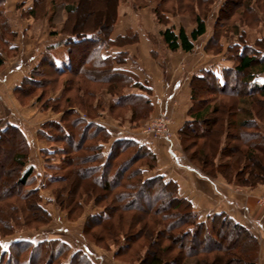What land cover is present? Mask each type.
Instances as JSON below:
<instances>
[{
    "label": "rangeland",
    "instance_id": "374dc122",
    "mask_svg": "<svg viewBox=\"0 0 264 264\" xmlns=\"http://www.w3.org/2000/svg\"><path fill=\"white\" fill-rule=\"evenodd\" d=\"M60 1L40 0L33 3V0H10L6 3L4 9H0V36L3 34L0 38H10L9 33L2 27L6 23H8L6 25L10 24L13 30L22 31L21 36L13 42L14 44H11L12 47L0 41V50L6 58L5 67L0 69V73H2L0 75V132L9 124L22 126L31 145L30 163L35 162L38 175L35 183L26 187L22 186L21 189L10 186L6 188L7 183L3 181L4 192L0 189V198L2 199L0 201V233L2 230L9 235H0V258L5 256L4 262H6L7 256H12L13 260L10 264H28V261L30 264H86L87 261L88 264H141L142 259L146 257L149 250H159L161 244H163V246H169L171 249L168 256L169 264H186V258L190 254L204 253L218 247L223 249L224 252L226 251L227 256L225 257L229 261L227 264H251V261L245 260L247 258H244L241 252V244L244 243L250 248L249 250L252 249L253 245L247 236L234 232L232 226H224V224L221 225L222 232H215L210 236L211 239L209 237L205 239L202 235H197V237L180 236L183 223L173 214L172 207L168 204V198L154 185H150L145 192L142 193L141 191L138 194L136 186H133L135 184L133 181L137 177H130V179L128 177L142 166L145 169V177L159 174L163 175L165 180H175L179 184L178 175L186 173L184 168L177 166L172 158L167 157L165 148L168 146L169 139L175 140L177 153L182 158V162L201 171L199 167L203 164L199 161L201 160L200 153H202L200 151L204 143H207L205 141L207 135L203 131L205 127L198 123L195 124L196 130H187V134L196 138L192 142L189 141V144L187 142L184 146L181 140V132L176 129L178 122L182 121L183 114L180 111L184 112L190 105L184 124L191 119L189 112L192 107V92L194 89L200 93L199 103L202 102L205 105L209 100H212L209 103L213 101L217 104L221 103V99H224L222 92L213 85L208 84L209 80H205L206 83L204 81L203 83H198V81L193 83V78L195 75L201 74V71L206 69L205 67L215 71L219 70V72L221 66L233 67L236 64L235 52L229 46L240 43L264 51V0H76L75 3H78L79 9L78 13L74 14H69ZM248 1H250L249 7L247 6ZM33 4H35L36 9L35 16L25 15L20 11L23 7L25 9L33 7ZM159 11L161 14H159ZM199 15L205 19L207 33L195 42L194 50L187 53L170 50L162 37V31L173 27L178 32L181 27H184L190 33L195 28L196 17ZM101 17L107 19L105 21L100 20ZM109 17L110 19L114 17L111 26V20L108 21ZM74 22L79 24L80 29H88L89 31L96 29L94 31L96 36L102 40L112 38L114 43L110 44L109 49L106 51L108 54L114 48L115 51L128 48L129 51L115 53V56L118 57L115 64L125 71V76L132 75L133 81L138 82L141 80L146 86L150 82L148 80L143 81L146 77V71L140 70L141 66L144 68V65L139 60L138 42L146 40V42H151L156 46L161 68L159 71L164 73L165 79L160 87L162 91H159V109H157V104H154L151 108L138 98L123 100L121 104L113 106L112 99L120 92L121 94L123 92L144 93L151 99L153 97V103L157 98L152 91L140 89L133 85H121L122 82L119 90H115V94H110L107 84L103 85L99 82H89L87 80V90L94 91L96 94L92 100L89 98V101H92V105L95 104L96 108L92 107L91 111H87L82 106L84 104V100H81L82 94L75 92L73 86L75 83H84L81 80L84 76L83 71L85 72L90 68L93 71L101 72L106 70L107 67L101 64L93 65L95 61H87L88 59L85 60V56H82L85 63L84 70H81L83 74H65L58 78L56 75L50 77L46 71L40 76L41 81L44 83L43 87L34 88L27 97L22 98L17 92L13 91L14 87L12 86L19 83L22 77L29 73V69L42 57L49 46L60 40L62 41L65 34L72 33L67 27ZM26 25H29V28L24 33L22 29ZM147 27L151 33L146 32ZM233 29L237 30L236 34ZM65 31L67 33H64ZM226 31H228V34H225ZM94 32L91 34H94ZM15 45L16 47H13ZM95 45L90 46L91 51H93ZM53 53L60 66L69 64L65 46L54 49ZM77 60L75 59V65L78 71L80 64L77 65ZM173 63L176 65L171 67L170 65ZM195 64L197 65L194 67ZM101 75L106 78L109 73H102ZM1 76L7 77V81H3ZM56 78L58 80H55ZM120 78L123 81L125 79L121 76ZM230 78L235 82L232 83L234 87L230 86L231 88H228L229 91L234 92V95L229 97L238 98L245 91L248 92L246 84H243L238 73L230 75ZM51 79L55 81V83L52 82L54 88H56L54 91L50 89L52 83H47ZM69 79L72 82L68 86L67 81ZM176 79H182L181 90L173 91L169 88L164 91L165 84L169 83L172 86ZM45 82L48 85H45ZM83 88H85L84 85ZM188 91L189 96L186 94ZM173 92V98H169L168 95ZM61 93L63 94V102L61 101L63 105L58 107L61 111H55L51 107L43 109L41 102L40 104L37 102L38 98L42 103H46L49 96H57ZM75 97L77 103L68 105L65 102V100L75 99ZM261 102L263 103L261 110L264 112V101ZM47 103L54 105L56 101L50 100ZM80 117L101 122L111 130V142L106 144V153L112 140L124 136L139 138L140 142L143 140L149 141L151 146L155 144L156 148L150 147L157 157L155 167L148 168L142 165L143 161H138L132 163L130 171L123 173V178H119L118 171L115 170L111 173L110 179H107L104 170L93 172L94 169H98L94 167L97 166L94 161H82L80 159L83 154L87 156L95 152L94 145L91 146L89 140L82 142L84 139L82 133L72 143L55 140V134L59 136L61 134L59 128L52 129V131L44 128L45 133L48 135L45 137L43 133L42 135L39 134L41 125L44 122L62 119L68 128L71 123L72 130V127H74L72 123H75ZM135 118L136 120H134ZM257 122L260 125L261 132L264 133V119ZM82 124L84 123L79 124L78 132L82 130ZM255 132L256 129L247 127L244 134L248 135L236 138L237 132L234 131L233 137L227 143L232 147L239 145L240 140L247 144L261 142L262 140L257 137ZM16 142V138H14V141L4 142L1 146V154L3 152V154L7 153L9 143L16 145ZM64 147L69 150V153L65 156L70 155L72 157L70 163H65L62 160L63 156L59 150L62 151ZM131 157H134V154L129 151L122 154L118 162H123ZM210 159L206 160L204 165L208 166ZM215 159L219 164H225L228 161L226 155L218 156V153ZM218 163L214 165H218ZM212 167L214 168V166ZM74 170L78 174L75 177H84L90 182L100 181V185H104L105 181L111 180L112 186L109 194L101 200V197L98 196L91 198L84 195L78 199L77 203L73 200L68 201L67 205L70 208L61 207L59 201H56V197L59 198L57 191H60L61 186L69 183L70 172ZM6 173L10 176L11 182L16 180L17 172L11 170L10 167L0 169V179L4 178ZM120 173L122 174L121 171ZM59 176L66 178L65 181L47 187L50 179ZM38 183L41 184L42 188L39 201L49 212V215L44 214L37 208L31 210L30 206H27L26 202L29 197L27 192L29 188L34 185L37 186ZM230 183L238 186L236 183ZM68 191L70 192V190ZM124 192L129 193L131 196L125 202L128 203L129 201L132 204L124 205L125 202L123 204ZM135 203L141 204L140 208H130ZM152 203L154 205L159 204V209L156 210L154 206L152 207ZM149 208H151V215H143L142 211H147ZM104 210L109 212L111 219L103 225L95 224L91 215L101 214ZM194 210L199 213L201 219H206L207 216L212 215V213L207 214L198 211L195 207ZM32 216H35V218H32ZM48 217L50 218L49 222ZM109 223L121 226L120 231H122L118 237H110L105 232L104 227ZM243 225L248 227L247 223L246 225L243 223ZM252 225L255 227L254 224ZM209 226L211 227V225ZM131 227L132 229L129 230ZM250 227L249 223L248 228ZM12 232L14 233L12 234ZM122 233H125L124 235L127 233L130 239L128 241L130 248L127 247L128 238H123ZM168 235H170L169 238H166ZM48 239L59 241L53 243L51 254L42 259L43 250H35L34 245L31 243ZM161 240L163 242L159 244ZM213 240L219 243L215 241L217 244L215 245ZM62 244H64V247ZM260 250L261 240H259V251H252L255 264H264V256H260ZM81 259H84V261L82 262Z\"/></svg>",
    "mask_w": 264,
    "mask_h": 264
},
{
    "label": "trees",
    "instance_id": "16d2710c",
    "mask_svg": "<svg viewBox=\"0 0 264 264\" xmlns=\"http://www.w3.org/2000/svg\"><path fill=\"white\" fill-rule=\"evenodd\" d=\"M28 1V0H26ZM40 0H33V3L39 2ZM76 0H61L60 2L64 5L63 7L66 9V11L69 14L78 13L79 5L78 3H75ZM7 0H0V9H4L6 6ZM22 4V2H21ZM250 1H248L247 6L249 7ZM25 15L29 16H35L36 15V9L35 4H33V7H29L25 9L24 7L20 10ZM1 12V11H0ZM4 13V11H3ZM159 14L161 12L159 11ZM165 14V13H164ZM115 16V15H114ZM162 17V16H161ZM103 19L104 21L107 18L101 17L100 20ZM111 20V24L113 23V19H108V21ZM7 21V20H6ZM77 21V20H75ZM5 24V23H4ZM8 24V23H6ZM3 25V29L7 31L10 35V38H0V41L4 42L5 44L12 47V43L17 39V31L13 30V27L9 25ZM70 29V33H67L65 31V38L60 40L59 42L52 44L47 48L45 53L42 55V57L37 60L32 67L30 68V71L28 74L24 75L22 79L17 83L13 89L14 92H17L20 97L24 98L27 97L29 94L32 93L34 88L43 87V81H41L40 76L44 74L46 71L48 72V75L50 77H54V75L58 76V78L65 74H78L81 73V70H84V59L82 60V56H85V60L87 61H95L93 65H104L107 67L106 70H102L101 72L93 71L89 68V70H85L84 76L81 78L82 82L84 83H75L73 86V89L75 92H80L82 94L81 100H84V104L82 105L83 108H85L87 111H91L92 107L96 108V105H92V101H89V98L91 100L93 97L95 98L96 94L94 91L87 90V80L89 82H96V83H102L103 85L107 84L108 86V92L110 94H115V90H119V86L122 84L126 86H136L140 89H146L148 91V88H146L144 85H142L139 81L135 82L132 80L133 76H125V71L121 70L119 67H116L115 62L118 60L117 56L114 55H106V50L109 49L110 44L114 43V40L112 38H105L104 40L98 38L96 36V29L93 31H89L88 29H80L79 24L74 22L72 25L67 27ZM66 28V30H68ZM236 29V28H235ZM233 29V32L235 34L237 33V30ZM6 32V33H7ZM94 34H91L93 33ZM99 33V31H98ZM207 33V26L205 19L202 16L196 17V25L195 28L188 33L184 27H181L178 32L175 31L173 27L167 28L162 31V37L167 44L168 48L172 51H178L183 50L185 52H191L194 50L195 42L205 35ZM106 34V33H104ZM225 34H228V31H226ZM3 34H1L2 36ZM221 35H223L221 33ZM0 36V37H1ZM95 45V48H93V51H91V45ZM59 46H65L67 49L68 57H69V64L65 66H60L54 56L53 50L57 49ZM231 49L235 52V65L233 67H228L222 70L220 74H217L213 70L203 69L201 71V74L195 75L193 78L194 81H198V83H206L205 80H209L208 84L213 85L216 89H218L222 97L224 99H221V103L217 104V102L213 101L212 103L210 100L205 105L202 104V102L199 103V95L200 93L197 92L195 89L192 92V107L189 112V116L191 119L187 120L183 126L179 129L181 132V140L186 146L187 142L193 141L196 137H192L189 134H187V130L194 129L195 124H202L205 128H203V131L205 132V141L207 143H204L203 148L201 149V163L204 165V162L211 158L209 160V165H200L197 166L208 177H217L218 175H221L226 178V180L236 183L241 186H250V187H256L259 184L264 183V133L260 130V125H258V120L264 119V112L261 110V106L263 107V103L261 101H264V80L260 81L259 76L264 74V52L262 50L254 49L251 46L243 45L240 43H234L233 45L229 46ZM78 58V60H77ZM94 58V59H93ZM75 59L80 64L79 72L76 69L75 65ZM93 59V60H92ZM92 65V63H90ZM6 65V58L3 54V52L0 50V69L5 67ZM43 72V73H42ZM81 73V74H83ZM109 73V76H103L101 74ZM238 73L239 76L242 78L243 84H246L248 92L246 91L239 96L238 98L229 97L233 96L234 92L228 90V88H231L230 86H233L232 83L235 82V80H232L230 78V75ZM121 77H124L120 80ZM80 77V76H79ZM116 77H118L116 79ZM85 81H84V80ZM55 80H58L57 78ZM200 81V82H199ZM55 83L52 79L47 81V83ZM72 80H68L67 84L69 86V83H71ZM122 82V83H121ZM45 82V85H48ZM52 83V86L50 85L51 91H54L56 88H54V84ZM121 83V85H120ZM83 85L85 88H83ZM201 85V84H200ZM235 85V84H234ZM32 87V88H31ZM71 87V86H70ZM234 87V86H233ZM85 89V90H84ZM95 94V95H94ZM254 95V96H253ZM228 96V97H227ZM238 96V95H237ZM56 97V98H55ZM116 97V100L113 102V106L115 104H121L123 100H134V98L141 99L145 105L148 107L153 108V100L147 95L142 93H126L121 92L114 96ZM62 99L63 94H59L57 96H49L47 99V102L50 100L56 101V104H48L42 103L37 98L38 104L41 102V107L43 109L53 108L55 111H61L58 109V107H62ZM71 100H65L68 105H73L77 103V99L70 98ZM198 99V102H197ZM62 101V102H61ZM224 101V102H223ZM205 103V102H204ZM20 104L22 105L21 101ZM81 104V103H79ZM134 116V115H133ZM145 116V114H144ZM136 120V118L134 119ZM82 124V130L79 131V124ZM74 127H72L71 130V123L70 127L68 128L67 125H65V122L62 121V119L58 120H50L47 122L42 123L39 134L43 136H48L47 133H45V129H60V136L58 134H55V140H61V141H68V143H72L77 137H79V134L82 133L84 135V139L82 142H85L89 140L91 142V146L94 145L95 152L92 155H84L80 158L82 161L88 160V161H94L97 166H94L95 168H98L97 170L94 169L93 172H97L100 170L105 171V175L107 176V179H110V175L113 171H118V177L123 178V173H127L130 171V167L132 163L143 161L142 165L147 166L148 168H154L156 164V154L152 151L150 147H148L147 144L142 143L132 137L124 136L121 138H117L116 140H112V143L106 153V144L111 142V130L108 129L105 125H103L101 122L98 121H92L87 120L83 117H80L78 120H76L75 123H72ZM59 126V127H57ZM247 127H252L256 129L257 137L262 140L261 142H257L254 144H247L244 143L242 140H240L239 145L230 146V144L227 143V141L233 137L234 131L237 132L236 138L247 136L248 134H244ZM45 128V129H44ZM186 131V134H185ZM78 132V133H77ZM51 133V132H50ZM49 133V134H50ZM54 134V133H52ZM81 134V135H82ZM185 134V135H183ZM14 138L17 139L16 145H11L9 143V147L7 148V153L1 154L2 148L4 142L8 141H14ZM203 139V137H201ZM207 146V147H206ZM84 147V146H83ZM6 149V148H5ZM9 149V150H8ZM63 156V162L70 163V158H72L70 155L65 156V154L69 153V150H66L65 147L61 151L59 150ZM132 152L134 154V157H131L130 159L124 160L123 162H118L120 156L122 154H125L127 152ZM207 151V152H206ZM50 152V150H49ZM31 145L28 136L26 135L25 131L23 130L21 125L18 124H9L7 127L1 130L0 132V169L3 167H10L11 170L17 172L16 180L14 182L10 181V176L6 173L5 177L0 179V189L3 190V181L6 182V188L8 186L15 187L21 189L22 186L26 187L27 185H32V183H35L37 181L38 175L37 171L35 169L36 165L35 163H30L31 158ZM218 153V156H227V162L225 164H219L216 162V154ZM220 158V157H219ZM215 159V160H214ZM73 160V159H72ZM218 165H214L217 164ZM202 166V167H201ZM214 166V168L212 167ZM211 167V168H210ZM115 168V169H114ZM138 171L133 172V175H130V177H137L135 181H133V186L138 190V194L142 191L145 192L146 189L150 185H154L155 187L159 188V191L163 193L168 198V204L170 207H172L173 214H175L179 220H182L181 223L183 227L180 236H186V237H197V235H202L207 239H211V235H213L215 232H222L221 225L224 224V226L229 225L232 226L233 231L247 236L249 241L251 242L252 249L247 247V244H241L242 247V255L244 258H247L245 260L251 261V264H255L254 255L252 251H259V238L257 235H255L252 230L246 226H244L242 223L236 221L232 216L228 215L227 213L221 212V213H214L210 216H207L206 219H201L198 212L194 210L192 202L185 198L181 197L179 195V184L175 180H165V177L163 175H156L151 177H145V169L141 166V168H138ZM122 172V174L120 173ZM72 174V175H71ZM78 175L76 171L70 172V178L69 183L65 186H61L60 191H57L59 198L56 197V201H59V204L61 207H68L67 203H69L71 200L73 202L77 203L78 199H80L82 196L87 195L91 198L101 197V199H104L107 194H109V191L111 190V180L105 181L104 185H100V181H94L90 182L88 179L84 177H75ZM117 177V180H118ZM139 177V178H138ZM66 178H63L62 176H59L57 178L50 179L48 182V186L54 185L56 183H61L65 181ZM127 179V178H126ZM45 186V184H43ZM42 185V186H43ZM32 187V186H31ZM41 184L38 183L37 186H33L32 188H29V197L27 198V206H30V209L33 210L34 208H37L41 210L44 214L46 213L49 215V212L41 205L39 199H40V190H41ZM70 190V192L68 191ZM137 194V196H138ZM123 199L122 202L128 200L129 193L124 192L123 193ZM131 197V196H130ZM124 200V201H123ZM0 201L2 199L0 198ZM69 201V202H68ZM66 202V203H65ZM127 202V201H126ZM132 204V203H126ZM154 202V201H153ZM141 206V204L135 203L134 206L130 207L133 209H138V207ZM152 207L157 210L159 209V204L154 205L152 203ZM140 208V207H139ZM109 209V208H108ZM117 209V208H116ZM150 209L147 211H142V213L150 214ZM93 218L92 221H94L95 224L103 225L106 223V221H109L111 219V216L107 210H104V212H101V214H94L91 215ZM32 218H35V216H32ZM49 218V217H48ZM155 222H157L155 219H153ZM40 221V220H38ZM50 221V218L48 222ZM1 222V221H0ZM6 222V221H5ZM4 223V222H3ZM1 223V224H3ZM160 223V222H159ZM211 225V227L209 226ZM120 225H117L115 223H109L106 224L105 232L109 234L110 237H118L121 233L120 231ZM129 228V230H131ZM212 232V233H211ZM14 232H12L13 234ZM11 234V233H10ZM125 233H122L123 238L127 239L128 235H124ZM0 235H9L6 232H3L1 230ZM170 235H168L166 238H169ZM127 237V238H126ZM1 240V239H0ZM236 240V239H235ZM57 239H48V240H41L40 242L31 243L34 245L35 250H43V258H45L47 255H50L53 251V243H57ZM126 241V240H125ZM130 241V239H127V242ZM216 240H213L214 244ZM161 240L159 242L162 243ZM219 243L218 241H216ZM162 245V246H161ZM161 248L159 250H149L146 257L142 259L141 264H169L168 263V256L170 252L169 246H163L161 244ZM64 247V244H62ZM127 247L130 248V244L128 242ZM36 252V251H35ZM34 252V253H35ZM75 254L73 255V257ZM226 251L224 252L223 249L220 247L213 248L211 250H207L204 253H193L190 254L187 258L185 263H191V264H227L229 261L225 257ZM256 256V254H255ZM258 256V252H257ZM7 263L4 262L5 256L0 258V264H10L12 263V256H7ZM2 259V260H1ZM85 259V258H84ZM84 259H81L83 262ZM242 259V258H241ZM250 259V260H249ZM31 261V259H30ZM30 264V262H27ZM72 263V262H71ZM89 262L87 261L86 264ZM70 264V263H67Z\"/></svg>",
    "mask_w": 264,
    "mask_h": 264
},
{
    "label": "crops",
    "instance_id": "0c3cea01",
    "mask_svg": "<svg viewBox=\"0 0 264 264\" xmlns=\"http://www.w3.org/2000/svg\"><path fill=\"white\" fill-rule=\"evenodd\" d=\"M9 1L10 0H7V3ZM23 28L24 29L22 30L25 33V31L28 30L29 25H26ZM148 29L149 28L147 27L146 32L151 33ZM21 32L22 31L19 32L17 30L18 33L17 39L19 38V36H21ZM138 45H139L138 53H140L139 60L141 61V64L144 65V68L141 66L140 70L146 71L145 73L146 77L145 80L143 81L148 80L150 83L146 86V84H144L141 80L139 82L155 94V97L157 99L154 101V104H157L156 105L157 109H159V91H162L160 87L162 86V83L165 80L164 73L159 71L161 69L159 66V54L156 52V46H154L151 42H146V40L140 41L138 42ZM13 47H16V45ZM125 49L126 50L117 49L115 51L114 48L109 54L106 53V55L115 56V53L129 51L128 48ZM179 51L185 52L183 50H179ZM175 65L176 64L173 63L170 66L174 67ZM196 65L197 64H195L194 67ZM116 67L118 66L116 65ZM205 68L208 70H213L208 67ZM225 68L228 67L221 66L220 72L219 70L218 71L213 70V71L216 72L217 74H220L222 70ZM1 74L2 73H0V75ZM1 78L3 79V81H7V77L5 78L1 76ZM181 80L182 79H176L172 86H170L169 83L165 84L166 87L164 88V91L168 90L169 88L172 89L173 91L177 89L180 91L183 84ZM259 80L260 81L264 80V74L259 76ZM14 85L12 87H15ZM186 94L189 96V91L186 92ZM173 96H174V92L168 95L169 98H173ZM112 100L114 102L116 100V97L113 98ZM189 107L190 105H188L187 109L184 112L180 111V113L183 114L181 118L182 121L180 120L178 122V124L176 125L177 126L176 129L179 130L183 126V122L185 121V117L188 113ZM156 113L158 114L159 111ZM179 115L180 114L178 112V116ZM134 139L140 141L139 138L134 137ZM168 141H169L168 146L167 148H165L167 157L172 158L177 166L184 168L186 173V174L178 175L179 184H180V195L187 197L193 203V206L198 211L205 212L207 214L224 212L229 214L230 216H232L234 219L241 222L242 224L244 223L246 225L247 223L248 227L250 223L251 225L250 229L255 233V235L259 237V240H261L260 256L263 257L264 256V210L258 206L257 200L258 197L264 193V183L256 187L241 186V185L235 186L232 183L228 182L226 179H224L223 176L221 175H218L215 178L208 177L202 174L201 171L197 170L196 168L191 167L186 163L184 164L182 162V158L177 153V149H176L177 146L175 144V140L169 139ZM142 143H145L147 145L149 144L150 145V146L148 145L149 147L156 148V146H154L155 144L151 146L149 141L146 142V140H143ZM251 223L254 224L255 227Z\"/></svg>",
    "mask_w": 264,
    "mask_h": 264
},
{
    "label": "built area",
    "instance_id": "2783aa9c",
    "mask_svg": "<svg viewBox=\"0 0 264 264\" xmlns=\"http://www.w3.org/2000/svg\"><path fill=\"white\" fill-rule=\"evenodd\" d=\"M257 204L264 210V193L258 197Z\"/></svg>",
    "mask_w": 264,
    "mask_h": 264
}]
</instances>
